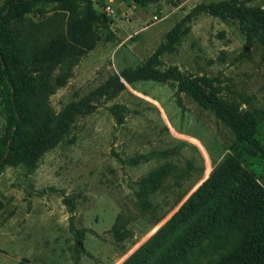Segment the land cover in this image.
<instances>
[{
    "label": "rangeland",
    "instance_id": "1",
    "mask_svg": "<svg viewBox=\"0 0 264 264\" xmlns=\"http://www.w3.org/2000/svg\"><path fill=\"white\" fill-rule=\"evenodd\" d=\"M221 2L264 10V0H85L80 10L100 13L88 25L98 39L54 73L47 98L64 130L34 159L0 165V264L227 258L200 250L202 232L264 183L263 153L243 147L228 116L248 118L264 143V29L248 33L212 7ZM54 5L26 16L44 20ZM5 110L0 96V138Z\"/></svg>",
    "mask_w": 264,
    "mask_h": 264
},
{
    "label": "trees",
    "instance_id": "2",
    "mask_svg": "<svg viewBox=\"0 0 264 264\" xmlns=\"http://www.w3.org/2000/svg\"><path fill=\"white\" fill-rule=\"evenodd\" d=\"M84 2L8 0L0 10V96L7 121L0 138V165L14 157L34 159L64 130V116L53 115L47 98L55 88L54 73L92 49L98 39L88 25L100 13L90 3L80 10ZM38 3H55L54 12L33 22L26 14ZM212 7L226 9L240 18L248 33L264 29L263 9L235 7L226 2ZM123 76L129 80L127 74ZM228 116L243 147L264 155L263 136L253 123L237 117L234 111ZM211 221L202 232L205 244L201 251H227V258L220 264H264V183H249L228 209Z\"/></svg>",
    "mask_w": 264,
    "mask_h": 264
}]
</instances>
